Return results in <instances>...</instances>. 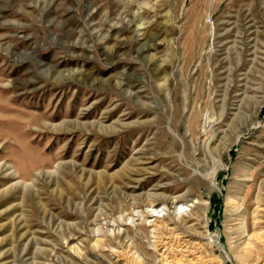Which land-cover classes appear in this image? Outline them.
<instances>
[{
	"label": "rangeland",
	"instance_id": "1",
	"mask_svg": "<svg viewBox=\"0 0 264 264\" xmlns=\"http://www.w3.org/2000/svg\"><path fill=\"white\" fill-rule=\"evenodd\" d=\"M0 264H264V0H0Z\"/></svg>",
	"mask_w": 264,
	"mask_h": 264
}]
</instances>
